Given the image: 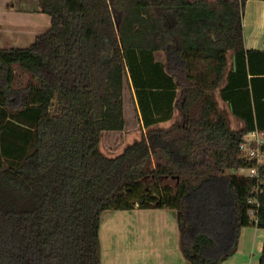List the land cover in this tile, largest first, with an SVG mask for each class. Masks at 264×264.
Masks as SVG:
<instances>
[{
    "label": "trees",
    "instance_id": "16d2710c",
    "mask_svg": "<svg viewBox=\"0 0 264 264\" xmlns=\"http://www.w3.org/2000/svg\"><path fill=\"white\" fill-rule=\"evenodd\" d=\"M246 2L39 0L49 30L0 46V264H102L111 209H175L190 264H220L243 227L264 229V166L238 174L253 165L245 135L264 131ZM127 86L141 135L109 156L102 137L127 124Z\"/></svg>",
    "mask_w": 264,
    "mask_h": 264
},
{
    "label": "crops",
    "instance_id": "0c3cea01",
    "mask_svg": "<svg viewBox=\"0 0 264 264\" xmlns=\"http://www.w3.org/2000/svg\"><path fill=\"white\" fill-rule=\"evenodd\" d=\"M243 26L245 47L264 50V0H247ZM50 27L51 16L40 10L39 0H0L2 48L28 47ZM134 222L139 229L132 233ZM119 227L126 231L120 240ZM100 240L102 264H190L180 249L173 208L107 210L101 217ZM263 246V228L243 227L237 252L220 264H259Z\"/></svg>",
    "mask_w": 264,
    "mask_h": 264
},
{
    "label": "rangeland",
    "instance_id": "374dc122",
    "mask_svg": "<svg viewBox=\"0 0 264 264\" xmlns=\"http://www.w3.org/2000/svg\"><path fill=\"white\" fill-rule=\"evenodd\" d=\"M246 6V5H245ZM245 15V11H244ZM18 77L21 84H25L29 80L27 73L23 71H18ZM124 113L126 117L127 124L122 131H106L102 137L101 150L109 156H115L120 153L123 147L140 138L142 123L138 114V109L136 103L134 102L130 88L127 86L124 92ZM236 127V125H235ZM248 173L247 169H241L238 174L246 175ZM151 184V183H150ZM127 228V227H126ZM132 233L139 229L138 223L132 224ZM155 226L150 227L151 234H155ZM119 240L122 235L124 239L125 230L121 227L118 229ZM122 242H118V247L121 248ZM128 250V249H127Z\"/></svg>",
    "mask_w": 264,
    "mask_h": 264
},
{
    "label": "built area",
    "instance_id": "2783aa9c",
    "mask_svg": "<svg viewBox=\"0 0 264 264\" xmlns=\"http://www.w3.org/2000/svg\"><path fill=\"white\" fill-rule=\"evenodd\" d=\"M240 149L253 161L251 167L243 168L248 170L246 175L259 178V169L264 166V131L259 129L249 131L245 135ZM256 191H259V187L256 188ZM249 202L253 205L249 213L256 219L260 204L258 198L254 196L249 199Z\"/></svg>",
    "mask_w": 264,
    "mask_h": 264
}]
</instances>
